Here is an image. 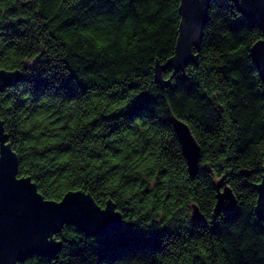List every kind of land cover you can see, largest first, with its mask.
<instances>
[{"label": "trees", "instance_id": "trees-1", "mask_svg": "<svg viewBox=\"0 0 264 264\" xmlns=\"http://www.w3.org/2000/svg\"><path fill=\"white\" fill-rule=\"evenodd\" d=\"M181 0H0V119L46 199L71 190L112 200L124 228L102 237L65 225L53 258L20 264H264L255 207L264 166L263 37L231 0H212L198 63L164 71ZM201 149L191 175L174 129ZM237 204L216 213L223 179ZM194 206L202 219L193 217Z\"/></svg>", "mask_w": 264, "mask_h": 264}, {"label": "water", "instance_id": "water-1", "mask_svg": "<svg viewBox=\"0 0 264 264\" xmlns=\"http://www.w3.org/2000/svg\"><path fill=\"white\" fill-rule=\"evenodd\" d=\"M252 24H257L263 37L251 48L254 62L264 82V0H231ZM212 0H181L178 39L174 55L164 64L157 62L155 76L167 84L164 71L172 67L182 71L188 64L198 63L204 30L209 19ZM22 78L20 69L0 68V91L17 85ZM174 129L182 146L191 175L199 172L201 149L190 127L174 118ZM215 212L232 211L237 199L224 177L217 185ZM255 207L258 219L264 221V166L261 182L257 185ZM193 217L202 219L194 206ZM65 225H74L88 236L102 237L124 228L122 215L115 203L108 200L99 205L83 190H71L59 201L46 199L30 176L19 175V159L9 144L0 119V264H20L29 257H55L63 248L55 235Z\"/></svg>", "mask_w": 264, "mask_h": 264}]
</instances>
